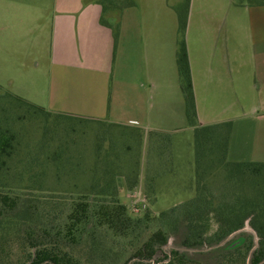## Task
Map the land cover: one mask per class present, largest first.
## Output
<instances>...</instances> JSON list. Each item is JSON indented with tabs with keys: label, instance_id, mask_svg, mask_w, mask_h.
Listing matches in <instances>:
<instances>
[{
	"label": "rangeland",
	"instance_id": "obj_1",
	"mask_svg": "<svg viewBox=\"0 0 264 264\" xmlns=\"http://www.w3.org/2000/svg\"><path fill=\"white\" fill-rule=\"evenodd\" d=\"M25 1L0 0V13H7V16L21 13L22 10L16 6ZM41 1L48 3L49 0ZM29 2L33 4L32 0ZM164 2L154 0L151 5L154 10L158 7L163 9V22H167L169 31L168 45L163 48L162 58V69L168 75L167 96L161 101L155 89L145 93V100L154 112L156 108L163 110L162 118L153 114L140 126L141 129H134L107 120L97 122L51 116L45 121L16 108L8 113L3 126L8 125L14 132L15 149L10 158L4 157L7 167L0 172V192L4 193V190L15 196V209L18 212L28 210L32 222H47V216L54 224L65 222L73 204L82 200L83 194L93 192L97 175L117 179L110 184L109 192L115 194L132 218L142 217L145 213L156 218L161 213L183 206L194 198L197 188L202 187L195 166V128L188 125L177 73L176 16L167 10ZM234 2L248 5L254 1ZM224 3L222 0L199 1L195 8H199L201 13L195 10L186 35L190 67L195 79L198 77L201 84L207 80L210 83L206 94H198L200 119L204 123L202 126L226 121L232 123L227 162L264 163V117L260 118L264 116V65H254L249 61L252 53L257 55L258 62L264 61V42L256 43L254 51H250L247 8L237 5L229 8ZM146 5L148 3L139 2L138 10ZM216 11L222 14L221 19L216 18ZM22 13H27V10ZM225 13L227 24L228 14L234 13L235 16L230 27L233 32L231 29L229 34L226 25L223 42L215 30L224 20ZM5 21L9 25L4 30L0 29V87L14 96L30 103L38 101L33 104L41 105L45 102L42 85L46 83L49 70L48 39L42 36L41 43L36 45V35L20 34L19 29L12 25L13 20ZM217 40L218 50H215ZM225 44L230 62L222 53ZM131 69L126 58L117 60L114 92L118 90L116 81L121 79L125 70L130 76ZM224 85L226 91L223 90ZM150 132L161 135L160 153L150 152ZM205 183L210 194L217 199L222 194L229 198L238 189H241V194H252L254 186L249 179L234 186V183L227 182L223 174L217 175V178L209 177ZM156 229L153 220L147 233ZM242 232L251 233L257 242L255 233L246 225L221 245L235 242ZM182 240L183 232L172 229L167 245L156 253L153 261H167L166 256L176 249L201 264H217L214 248L204 245L188 249L182 246ZM140 244V241L122 239L114 249V256L123 264ZM63 248L83 264L84 260L92 262L88 254L87 258L84 257V242ZM13 255L15 258L20 256L17 248Z\"/></svg>",
	"mask_w": 264,
	"mask_h": 264
},
{
	"label": "trees",
	"instance_id": "obj_2",
	"mask_svg": "<svg viewBox=\"0 0 264 264\" xmlns=\"http://www.w3.org/2000/svg\"><path fill=\"white\" fill-rule=\"evenodd\" d=\"M113 1H117L118 8L134 5L133 2L122 5L123 2L119 0H106L103 3ZM253 1L252 5L264 6V0ZM189 6L190 0H184L174 7V10L178 21L176 66L179 86L184 98L188 125L195 128V166L197 178L202 185L200 189L197 188L194 198L183 206L159 214L156 218L151 217L149 213L132 218L115 194L111 195L109 192L110 184L117 179L97 175L93 192L83 194L82 200L73 204L65 222L54 224L49 220V216L47 222H32L29 220L28 210L18 212L15 209V196L2 190L4 193L0 192V264H83L63 248L81 245L83 242L84 257L89 256L88 259L92 260H84V264H120L114 256V249L122 239L141 243L123 264H156L158 262L153 261V258L167 245L172 229L183 232L182 246L185 248L193 249L204 245L214 248L217 264H264V163L227 162L232 123L211 126H200L198 123L186 44ZM118 36L116 28L115 45ZM0 92V172L7 167L4 157L10 158L15 149L14 132L8 125L3 126L12 109L24 110L27 114L45 121L51 116L83 120L71 115L49 112L4 91L1 87ZM162 143L161 135L150 132V152L160 153ZM220 174H223L228 183H234V186L249 179L254 185L251 188L252 194H241V189H238L234 190L229 198L224 194L221 200L212 196L205 181L209 177L217 178ZM153 220L157 229L147 233ZM246 225L255 233L257 242L251 233L242 232L235 242L221 245ZM16 248L20 252L18 258L13 255ZM166 259L167 261L158 264H201L176 249L172 250Z\"/></svg>",
	"mask_w": 264,
	"mask_h": 264
},
{
	"label": "crops",
	"instance_id": "obj_3",
	"mask_svg": "<svg viewBox=\"0 0 264 264\" xmlns=\"http://www.w3.org/2000/svg\"><path fill=\"white\" fill-rule=\"evenodd\" d=\"M32 1L33 4L26 0L24 4L16 6L22 12L27 10V13L7 16V13L1 12L0 29L4 30V27L9 25L5 21L9 19L14 21L12 25L19 29L20 34L36 35V45L41 43L42 36L48 39L49 70L41 90L45 95V102L37 106L52 113L97 122L107 120L112 124L134 129H141L140 126L150 120L153 114L162 118L163 110L156 108L154 112L145 100L146 91L155 89L163 101L168 89V75L162 69V58L163 48L168 45L169 31L167 22H163V9H152L151 3L154 0H119L123 2L122 5L129 2L134 4L132 7L123 8H118L117 1L103 3L106 0H49L48 3L41 0ZM160 1H165L167 10L175 14L177 21L174 7L184 0H157L158 3ZM199 1L201 0H190L186 35L195 10L201 13L199 8H195ZM222 1L229 8L235 5L247 8L246 18L251 34L249 45L250 51L253 52L256 43L264 42V6L239 5L235 0ZM139 2L148 5L138 10ZM214 13L216 18H222L219 11ZM230 13L228 24L225 13L224 20L219 22L220 26L215 30L223 42L225 26L229 27V34L231 29L233 32L230 27L235 14ZM116 28L119 36L115 45ZM216 44L215 50H218V40ZM226 46L227 44L222 49L225 58L228 57ZM120 57L126 58L132 69L130 76L129 71L125 70L121 79L116 81L118 90L114 92V68ZM256 57L257 55L252 53L249 61L254 65H264V61L258 62ZM153 61L156 62L152 67ZM228 61L230 62L229 57ZM189 64L191 66L190 60ZM190 70L198 123L202 126L204 123L200 119L197 99L199 92L207 93L210 83L207 80L201 84L198 77L195 79L191 67ZM226 89L224 85L223 90Z\"/></svg>",
	"mask_w": 264,
	"mask_h": 264
}]
</instances>
